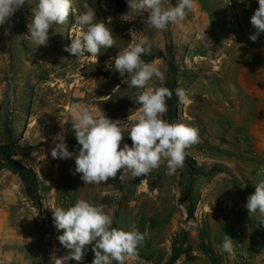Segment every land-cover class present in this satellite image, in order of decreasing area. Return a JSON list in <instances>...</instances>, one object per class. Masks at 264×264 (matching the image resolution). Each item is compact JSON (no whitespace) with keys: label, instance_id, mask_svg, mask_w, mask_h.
Segmentation results:
<instances>
[{"label":"rangeland","instance_id":"rangeland-1","mask_svg":"<svg viewBox=\"0 0 264 264\" xmlns=\"http://www.w3.org/2000/svg\"><path fill=\"white\" fill-rule=\"evenodd\" d=\"M85 2L116 38L114 47L101 49L97 59L65 51L81 32L76 17L86 11ZM37 3L38 0H27L7 24L0 26V144L8 143L10 138L14 141L11 159L33 171L47 193L38 192L37 206L24 194L16 173L5 164L0 170V264H56V259L68 255L70 250L57 238L63 230L54 226L53 209H67L78 199L103 204L113 217L112 227L128 230L135 223L145 235L139 259L129 258L126 264H165L171 241L180 244L184 238L186 253L198 255L194 254L193 264H211L198 250L199 236L219 256L223 254L220 248L225 234L236 237L247 251L254 250L258 244H245L240 228L249 219L243 204L254 193L257 182L254 169L245 174V167H254L256 162L230 146L222 109L215 106L222 105V99L211 92L217 84L224 85L227 45L243 43L254 34L245 36L239 30L231 39L229 32L235 28V19L231 17L236 14L231 4L225 0H195L181 23L160 32L145 24L147 13L139 15L129 9L127 0H72L73 12L68 23L53 25L47 44L37 46L27 28ZM177 3L175 0L173 6ZM169 4L172 5L171 0H165V6ZM144 36L152 43L148 55L161 51L166 56L152 61L165 73L163 86L171 80L166 61L170 58L166 51L170 45L176 88L184 89L191 101L184 104L177 97L179 105L170 119L199 129V142L187 149V156L206 169L225 168L221 174L193 179L192 194L197 199L193 220L187 219L185 205L179 203V179L181 174L186 175L184 166L172 176L165 174L162 165L135 179L121 181L118 173L116 179L106 183L85 185L80 174L75 173L74 158L62 160L51 156L53 137L60 133L66 137L68 150L78 153L80 146L74 141L69 122L73 104L87 105L93 113L100 108L105 113L123 115L124 118L112 120L125 123L129 116L138 114V90L130 86L127 74L120 76L116 72L112 58ZM257 39L264 44V33ZM149 83L160 86L161 82L153 78ZM164 119L167 120L166 116ZM131 123L129 120L125 133ZM93 259L94 253L88 246L82 262L68 260L65 264H92ZM189 263L185 259L183 264Z\"/></svg>","mask_w":264,"mask_h":264},{"label":"clouds","instance_id":"clouds-1","mask_svg":"<svg viewBox=\"0 0 264 264\" xmlns=\"http://www.w3.org/2000/svg\"><path fill=\"white\" fill-rule=\"evenodd\" d=\"M26 2L0 0V26L7 24ZM194 3L195 0H178L174 6H165V0H127L129 9L139 15L147 13L145 24L160 32L167 31L169 25L181 23ZM258 5L250 20L256 30L249 37L253 42L264 33V0H258ZM83 8L86 11L76 17L81 32L65 51L77 57L88 54L97 59L101 49L114 47L116 38L111 28L97 19L95 9L89 3L85 2ZM72 12V0H38L27 24L31 41L37 46L46 45L49 30L53 25L68 23ZM5 34H8L7 30ZM151 48L150 39L144 36L112 58L116 72L120 76L127 74L130 86L138 90L135 100L140 105L138 114L128 117V121H132L128 129L131 146L127 143L121 146L128 121L112 120L100 108L93 113L87 105L79 103L71 106L69 121L80 146L78 153L68 150L62 133L53 137L52 158H74L75 173L80 174L85 185L106 183L116 179L118 173L121 181L135 179L162 165L166 168L165 174L172 176L183 168L187 149L199 142L198 128L164 119L167 101L172 98L173 91L163 86L165 73L157 64L142 59L151 53ZM153 78L161 82L160 86H150ZM230 88L235 91L234 85ZM175 95L181 103L191 102L182 88H176ZM257 175L260 178L245 207L250 215L257 216L259 224L264 225V168ZM53 220L56 229L63 230L57 237L60 244L70 250L68 255L56 259V264H65L68 260L82 262L88 246L94 253L92 264H113V261L126 264L129 258L139 259V248L145 243V235L135 223L130 224L128 230L112 227L113 217L105 211V206L84 199L76 200L67 209L54 208ZM234 247V240L225 234L220 250L231 254Z\"/></svg>","mask_w":264,"mask_h":264},{"label":"crops","instance_id":"crops-1","mask_svg":"<svg viewBox=\"0 0 264 264\" xmlns=\"http://www.w3.org/2000/svg\"><path fill=\"white\" fill-rule=\"evenodd\" d=\"M225 1L236 10V14L231 17L235 19L234 31L229 32L231 39L235 31L241 30L245 36L255 33L250 20L259 6L258 0ZM247 38L243 43L230 42L227 45L229 57L223 70L224 85L217 84L216 89L211 92L215 98L219 96L222 99V105L215 106L222 109L225 135L231 141L230 146L240 151L243 156L255 160L254 167H245V174L254 169L253 174L258 180L260 177L257 173L264 168V44L259 39L249 43L247 40L250 38ZM230 85L235 86V91H232ZM243 206L245 207L244 204ZM245 211L249 219L242 222L240 228L245 244L252 241L264 245V225L259 224L257 216L250 215L246 207ZM194 254L196 253L183 254L178 264H183L185 259L189 260V264L195 263L194 257L197 254Z\"/></svg>","mask_w":264,"mask_h":264},{"label":"trees","instance_id":"trees-1","mask_svg":"<svg viewBox=\"0 0 264 264\" xmlns=\"http://www.w3.org/2000/svg\"><path fill=\"white\" fill-rule=\"evenodd\" d=\"M172 5L175 3V0H171ZM166 51L169 53L170 58L167 61L168 69L171 74V80L168 82L166 87L171 89L173 91V96L171 99L167 101L168 111L166 114L167 120L170 122V119L175 115L177 111V107L179 105L177 96L175 95V89H176V80L174 77H176V67L174 65L173 61V55L171 53L170 45L166 48ZM157 58H164L166 59V56L160 51L157 55H144L142 59H144L146 62H152L154 59ZM186 74V73H184ZM105 113L109 118L111 119H121L125 116L123 115H117L114 114V112ZM7 133H9L8 129H6ZM76 143V139L74 140ZM127 143L131 146V139L128 137V133L124 132V139L121 143ZM15 153V144L14 141L10 138L8 143L0 144V170L4 167V164L9 167L14 173H16L21 181L23 186V192L35 205L38 206L39 202V191H43V193H47V188L43 184H39L36 174L26 168H23L22 166H19L17 163L14 162V160L11 159V157ZM184 169L186 170V175L183 173L180 176L179 179V187L181 190V196L179 198V203L185 205L186 209V217L188 220L194 219V213L196 210V204L197 199L192 194V182L195 177H209L216 174H221L225 171V168L223 166H213L209 169H206L202 166H198L194 160L186 157ZM187 177V178H186ZM264 241V237H262ZM186 238L182 240L180 244L177 243L176 240L171 241L170 245V255L168 260L165 264H175L183 254L186 253V250L184 249ZM198 250L204 254L211 264H221L220 256L219 254H216L212 247L204 242V238L202 236H199V245Z\"/></svg>","mask_w":264,"mask_h":264},{"label":"built area","instance_id":"built-area-1","mask_svg":"<svg viewBox=\"0 0 264 264\" xmlns=\"http://www.w3.org/2000/svg\"><path fill=\"white\" fill-rule=\"evenodd\" d=\"M247 41L251 43L250 39ZM232 239L234 250L231 254H220L221 264H264V245H257L254 250L247 251L236 237Z\"/></svg>","mask_w":264,"mask_h":264}]
</instances>
